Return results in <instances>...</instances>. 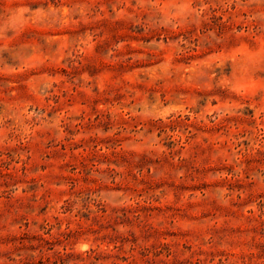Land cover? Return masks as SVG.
Wrapping results in <instances>:
<instances>
[{
  "label": "rangeland",
  "instance_id": "obj_1",
  "mask_svg": "<svg viewBox=\"0 0 264 264\" xmlns=\"http://www.w3.org/2000/svg\"><path fill=\"white\" fill-rule=\"evenodd\" d=\"M0 264H264V0H0Z\"/></svg>",
  "mask_w": 264,
  "mask_h": 264
}]
</instances>
